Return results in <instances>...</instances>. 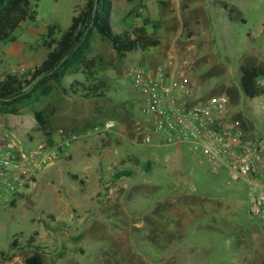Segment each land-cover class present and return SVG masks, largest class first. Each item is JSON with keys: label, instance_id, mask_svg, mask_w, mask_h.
Segmentation results:
<instances>
[{"label": "rangeland", "instance_id": "374dc122", "mask_svg": "<svg viewBox=\"0 0 264 264\" xmlns=\"http://www.w3.org/2000/svg\"><path fill=\"white\" fill-rule=\"evenodd\" d=\"M84 2L32 0L37 19L0 45V76L26 77L47 56L49 27L59 37ZM147 22L156 46L121 56L95 34L82 49L89 68L68 65L64 85L104 81V96L49 82L23 102L0 101V154L20 161L22 177L18 191L0 186V264H25L36 252L46 264H264V225L246 186L185 148L141 143L131 80L136 65H161L201 95L228 94L232 112L264 136V94L250 99L240 86L241 65L264 64V0H113L115 32ZM123 170L133 174L116 178Z\"/></svg>", "mask_w": 264, "mask_h": 264}, {"label": "built area", "instance_id": "2783aa9c", "mask_svg": "<svg viewBox=\"0 0 264 264\" xmlns=\"http://www.w3.org/2000/svg\"><path fill=\"white\" fill-rule=\"evenodd\" d=\"M131 80L141 95V113L133 122L140 142L185 148L215 171L227 170L246 186L250 212L264 225V136L243 125L230 96L201 95L187 77L177 80L161 65H136ZM113 127L112 119L103 123L104 130ZM20 173L21 163L11 152L0 154V186L6 192L19 190Z\"/></svg>", "mask_w": 264, "mask_h": 264}, {"label": "trees", "instance_id": "16d2710c", "mask_svg": "<svg viewBox=\"0 0 264 264\" xmlns=\"http://www.w3.org/2000/svg\"><path fill=\"white\" fill-rule=\"evenodd\" d=\"M38 12L32 0H0V45L14 39V31L26 20L35 21ZM148 23L136 27L133 31L117 33L113 27V0H85L84 5L72 17L70 26L59 37L55 36L57 24L49 27L46 42L48 53L45 59L33 69L29 70L26 77L15 74L0 76V101L5 105L23 102L41 90L47 88L49 82L63 87L73 95L84 97L104 96L107 83L96 82L92 85L82 86L74 81L69 87L64 85L67 67L73 60H80L86 67L93 63L82 55V49L91 38L98 34L111 43L121 56L127 55L137 49H149L158 44V40L147 32ZM1 51V47H0ZM240 86L243 93L250 99L264 94V64L245 63L241 65ZM76 86H79L77 88ZM47 92V90H44ZM34 116L47 135L51 136V120L44 109L34 112ZM243 125L253 127L251 120L241 119ZM130 170L120 171L116 178L132 175ZM78 179V175H72ZM25 264H46L38 252L28 256Z\"/></svg>", "mask_w": 264, "mask_h": 264}, {"label": "crops", "instance_id": "0c3cea01", "mask_svg": "<svg viewBox=\"0 0 264 264\" xmlns=\"http://www.w3.org/2000/svg\"><path fill=\"white\" fill-rule=\"evenodd\" d=\"M44 60V59H43ZM40 64V63H39ZM38 65V64H37ZM36 66V65H35Z\"/></svg>", "mask_w": 264, "mask_h": 264}]
</instances>
